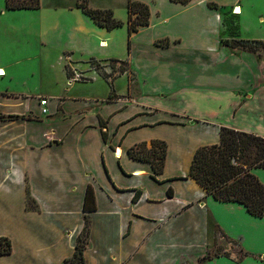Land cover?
I'll return each mask as SVG.
<instances>
[{"label":"crops","instance_id":"crops-1","mask_svg":"<svg viewBox=\"0 0 264 264\" xmlns=\"http://www.w3.org/2000/svg\"><path fill=\"white\" fill-rule=\"evenodd\" d=\"M78 1L0 10V78L9 81L0 90V116L24 117L0 121V237L12 245L0 264H64L84 217L86 264L90 254L103 264H139L148 249L154 264H199L213 227L239 256L220 254L203 264H264V215L216 201L188 177L195 151L219 144L221 127L264 137V57L226 45L264 41V31L248 30L252 0H215L235 2V29L224 26V13L209 9L208 0H134L149 4L150 19L130 37L127 25L111 31L95 25ZM87 1L92 9L114 10L116 0ZM126 5L125 16L116 15L124 24ZM117 29L125 59L113 48ZM164 39L167 46L156 44ZM63 57L128 61L134 99L81 95L80 83L68 85ZM161 93L179 102L164 104ZM152 141L166 144L158 173L128 154ZM251 173L264 184V169ZM88 187L93 200L84 212Z\"/></svg>","mask_w":264,"mask_h":264},{"label":"trees","instance_id":"trees-1","mask_svg":"<svg viewBox=\"0 0 264 264\" xmlns=\"http://www.w3.org/2000/svg\"><path fill=\"white\" fill-rule=\"evenodd\" d=\"M173 3L186 5L192 0H170ZM6 10H37L40 0H4ZM76 7L89 17L95 25L111 31L124 26V22L114 17L111 9H92L87 0H79ZM127 31L128 37L138 32L141 27L149 25V6L134 0H127ZM236 16V15H234ZM160 47L168 45L157 42ZM232 48H242L256 52L257 48L264 49V41H233ZM258 48V49H260ZM19 116H0V121H14L23 119ZM219 144L199 147L191 161L188 177L194 179L208 195L219 202H236L243 205L246 211L254 217L264 215V184L251 173L253 169H264V137L221 127ZM106 140V134L103 133ZM166 152V144L161 141H152L148 149L146 143H141L129 149L131 158L146 161L152 164L153 170L161 172ZM93 200L88 187L83 211L88 209V203ZM31 199L27 195V209ZM90 210H95L94 207ZM90 220L84 217V225L76 238L74 252L64 264H86L84 250L89 236ZM12 252L11 241L7 237H0V255H9Z\"/></svg>","mask_w":264,"mask_h":264},{"label":"rangeland","instance_id":"rangeland-1","mask_svg":"<svg viewBox=\"0 0 264 264\" xmlns=\"http://www.w3.org/2000/svg\"><path fill=\"white\" fill-rule=\"evenodd\" d=\"M114 1V0H113ZM4 0H0V10L4 7ZM44 3L48 2V0H43ZM127 1L125 0V3ZM41 3V0H40ZM223 1H215V0H208L207 7L209 9L218 10L224 13L225 15V21L224 26L231 25L232 28H237V21L239 19V16H234L233 12L235 10V7H233V4H229L231 2L227 1L226 3H223ZM149 6V4H147ZM255 5V8L250 9L251 15H249V18H247V25L248 30L250 32V35L260 31H264V21H260L259 18H264V0H252V4ZM111 6L113 9L114 17L117 16L124 17V7H123V0H116L115 2L111 3ZM91 8V7H90ZM150 10V8H149ZM126 11V10H125ZM259 20V21H258ZM126 25V24H124ZM121 30L117 29L114 31L115 35V43L113 44V48L118 51L119 50V56L122 58H126V50L122 48V45L124 43L123 36H119ZM121 35V34H120ZM123 35V34H122ZM1 38L2 35L0 34V44H1ZM167 39L159 40L157 42L165 44ZM156 42V44H157ZM225 44V43H224ZM109 47H112L111 43L109 44ZM106 45V46H108ZM230 47L231 44H226ZM127 48V47H126ZM260 48V47H258ZM256 52H251L252 54L258 53V55L263 58L264 57V49H258ZM128 51H130V45H128ZM100 54V53H99ZM101 55V54H100ZM102 56V55H101ZM66 60L65 69L67 70V79L71 78L74 74H77L80 76V80H77L75 83H80L79 93L81 95H92L94 99H102L107 98L108 100H115L117 98H123V99H129L133 100L134 97V81H135V73L134 69L131 68L128 61L124 60H107V61H97L95 59H80V58H73L71 62H68L66 57H63V60ZM64 60V61H65ZM70 61V60H69ZM64 67V65H63ZM36 70L39 72V66L36 65ZM43 75V71L41 70L40 73ZM93 77V80H92ZM9 83V81L4 78H0V90H2L5 86V83ZM13 82V81H12ZM43 80L38 81V84L41 85ZM11 83V82H10ZM17 84V82H14ZM151 83H148L150 85ZM164 92V91H163ZM164 95L162 99V103L166 104H176L177 100L172 99L170 97H165L166 95L164 93H161ZM180 105V104H179ZM16 130L15 127H11L8 129L9 132ZM3 133L6 131L3 130ZM27 195H29L27 193ZM0 203H1V197H0ZM29 206L33 207L36 206L35 202L31 199L29 202ZM1 229H10L9 226L2 227ZM214 235H210V238L208 239V250L205 256L202 258H199V264H203L205 260L212 259L213 257L219 256L220 254L223 256H228V254H231L233 257H236L235 252L237 253V246L232 244L231 242H228L227 240H224L223 237L221 238L219 230L217 228L213 227ZM95 244V243H94ZM21 245V240L15 239L14 246L15 249H19ZM198 252L202 251V244L197 245ZM227 250L226 252H223L224 250ZM237 249V250H236ZM242 254V253H241ZM244 256L243 254L241 255ZM240 256V257H241ZM241 257V258H242ZM154 258L155 255L152 254L151 249H148L146 252L142 253V255L138 258L139 264H154ZM160 260V259H157ZM89 264H103L102 260L98 261V259H92V255L90 254Z\"/></svg>","mask_w":264,"mask_h":264},{"label":"built area","instance_id":"built-area-1","mask_svg":"<svg viewBox=\"0 0 264 264\" xmlns=\"http://www.w3.org/2000/svg\"><path fill=\"white\" fill-rule=\"evenodd\" d=\"M233 14H234V12H233ZM234 15L238 16L239 14H234ZM66 59H67L68 61L70 60V58H68V57H66ZM67 80H68V85H71L72 83H75L77 80H80V76L77 75V74H74L71 78H69V79H67ZM92 80H93V77H92ZM39 104H40L42 107H44V106L46 105V101H45V100H41V101L39 102ZM41 113H42V114H45L46 111H45L44 109H42ZM238 256H239V254H236V257H238Z\"/></svg>","mask_w":264,"mask_h":264},{"label":"bare ground","instance_id":"bare-ground-1","mask_svg":"<svg viewBox=\"0 0 264 264\" xmlns=\"http://www.w3.org/2000/svg\"><path fill=\"white\" fill-rule=\"evenodd\" d=\"M237 8H235V10H234V14H236L237 13V10H236ZM240 14V13H239ZM2 72H0V74H1ZM120 154V152L118 151V155Z\"/></svg>","mask_w":264,"mask_h":264}]
</instances>
